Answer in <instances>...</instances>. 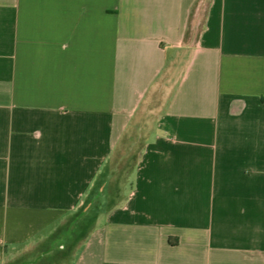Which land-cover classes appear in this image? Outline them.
Instances as JSON below:
<instances>
[{
  "label": "crops",
  "instance_id": "1",
  "mask_svg": "<svg viewBox=\"0 0 264 264\" xmlns=\"http://www.w3.org/2000/svg\"><path fill=\"white\" fill-rule=\"evenodd\" d=\"M0 264H264V0H0Z\"/></svg>",
  "mask_w": 264,
  "mask_h": 264
}]
</instances>
